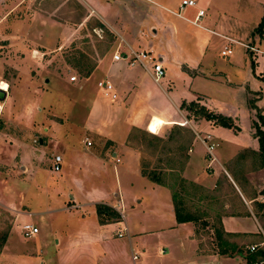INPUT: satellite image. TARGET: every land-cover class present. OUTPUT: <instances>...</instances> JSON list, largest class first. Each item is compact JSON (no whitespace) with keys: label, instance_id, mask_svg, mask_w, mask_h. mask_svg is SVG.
<instances>
[{"label":"rangeland","instance_id":"obj_1","mask_svg":"<svg viewBox=\"0 0 264 264\" xmlns=\"http://www.w3.org/2000/svg\"><path fill=\"white\" fill-rule=\"evenodd\" d=\"M168 1L165 7L178 12L180 0ZM226 1V4L224 2V5H220L221 8L210 9L206 18L200 21V25L210 29L212 34L186 25L193 39L212 40L209 57L218 67H223V72L230 77L229 82L236 85L239 83L238 79L232 76L234 73L235 76L241 74L240 71L237 74L236 65L242 67L246 57L251 68L255 56L242 46H232L228 42L236 60H230L231 55H221L226 57L222 58L220 54L224 48L223 42L216 35L252 45L251 37L256 36L251 34L253 26H258V12L263 11L264 5H258L257 0ZM89 14V9L77 0H0V83L4 81L8 84V89L5 90L6 98L0 101V169L4 165L9 167L7 171H1L6 181H20L19 189L24 197V205L33 209L34 213L44 212L45 217L44 224L39 227L38 217L27 220L32 221L27 224H33L37 232L33 237L26 238L21 231L25 222H17L16 227H13L12 216L0 204V245L5 236L9 238L2 255L6 241L0 249V264H88L83 259L71 262V258L63 260V263L61 258L64 254H69L67 237L81 224L76 218L78 211L68 209L70 197L74 196L76 202L81 199L89 201L77 194V184L73 182L76 180L74 177L77 176L78 164L76 157L67 151L71 149L69 147H82L81 140L85 135L82 126L88 102L97 93L99 79L94 77L83 84L82 75L78 72L80 68L86 70L92 65L88 52L96 50L99 54L113 46V36L100 18L91 17L82 23ZM155 48L158 47L155 45ZM260 73L262 72H257V75ZM71 77H74L75 81H71ZM174 81L170 88L165 83V77L160 82L170 97V90L175 85L178 94H184L191 89L201 92L198 93L201 96H209L213 104L224 100L221 94L213 93V85H223L217 80L213 83L200 78L193 83L185 78ZM234 92V89L229 88L224 93H227L226 98L229 99ZM118 96L121 98V95ZM257 96L251 93V104L252 99L256 100ZM251 104L248 103L249 113L237 109L233 114L232 129L217 126L213 122L206 123L201 118L195 120L192 113L184 110L186 119H178V123L153 117L147 126L149 132L156 134L143 129L132 131L129 137V144L136 149L134 153L129 154L136 156V161L141 162V172L154 174L169 188L168 194L175 197L178 207H181L179 211L185 214V210H188L196 218L193 235L196 246L205 259L216 255L213 264H245L242 256L251 246L250 243L257 245L264 240L261 232L263 221L259 219L257 222L259 227L261 226L260 229L256 226L253 229L249 222L243 223L246 230L249 227L253 231L257 230L255 233H226L220 235V240L217 238L222 228L218 213L223 211V214H230V210H246L237 195V190L245 194L246 179L252 188L254 185L251 183L255 182L264 186V174L245 166L244 160L249 157L250 152H242L241 148L238 154H243L242 159L235 154L238 146L252 149L257 145L253 122L257 121L259 110L250 106ZM260 105L262 107L263 103ZM189 120L193 121L188 123ZM38 134L44 138L42 145L39 143ZM198 136L205 139L206 146L215 145V148L213 155L208 151L207 154L204 153L206 163L202 161L200 167L197 164L195 169L198 173L189 177L185 173L184 165L189 154L187 148H192L193 144V156L202 149L197 140ZM207 136L209 138L206 140ZM56 154L64 155L63 167L65 157L69 161H66L69 166L64 173V168L58 174L50 171V161ZM231 154L236 155L233 158L235 162L228 161L227 156ZM214 156L222 167L216 163L213 167L210 165ZM253 159L259 163L256 155L252 156V162ZM23 167H26L24 173L21 170ZM94 170L91 169L92 172ZM64 175L66 176L63 177ZM92 176L94 175L85 180L92 181ZM106 178L107 186L115 189L114 192L129 195L138 193L144 200L148 199L152 207L155 205L151 196L152 188L139 183L136 178L123 179L120 184H116L112 169L110 178ZM10 186H15L17 190L16 182ZM85 188L87 192H91L97 186L95 183L86 184ZM205 196L212 197V207L206 210L208 213L203 208L206 204ZM225 204H229V211H225ZM253 209L256 214L255 206ZM157 211L159 213L161 209L158 208ZM156 215L145 212L143 217L146 221ZM153 224L155 225V222ZM116 240L126 243L128 238L125 235L122 238L117 237ZM223 241L234 243L239 252L228 250L229 253H222ZM128 256L130 258L129 254Z\"/></svg>","mask_w":264,"mask_h":264},{"label":"crops","instance_id":"obj_2","mask_svg":"<svg viewBox=\"0 0 264 264\" xmlns=\"http://www.w3.org/2000/svg\"><path fill=\"white\" fill-rule=\"evenodd\" d=\"M77 1L90 11L89 17L84 18L82 23L88 18L98 17L113 36V46L110 45L112 47L108 50L106 49V51L99 54L96 50L88 52V56L92 59V65L89 68V74L82 80L83 84L94 77L100 81L103 79L108 80L114 87L117 98L112 101L97 89L95 96L88 102L85 121L82 126L83 130H85L84 139L81 140L82 147H69L71 149H67V153L71 152L76 157L78 164L77 176L74 177L76 180L73 182L77 184V194L80 198H86L89 201L86 202L81 199L76 202L74 196L70 197L71 201L68 202V209L78 211L76 218L81 224L77 225L76 229L72 230L67 237L66 244L69 248V254H64L61 262L71 258V262L83 259L88 264H213V259H215L216 255L205 259L196 246V240L193 237L196 218L193 222L178 223L176 221L174 201L172 195L168 194L169 188L161 180L157 184L142 175L141 162L136 161V156L129 154L136 151L129 144V137L132 131L135 130L146 129L149 132L147 124L155 116L167 122L177 123L178 119H186L184 110L181 109L182 103L197 102L209 111L232 120L233 114L239 109L249 113L248 103H251L249 99L251 93H253L255 96L258 95L256 100L252 99L253 106L263 114L264 55H254L255 60L252 61L251 68L248 66L250 62L244 57L243 66L236 65L237 70L234 69L237 74L238 71L241 72L239 76H235L236 73L233 74L232 77L238 79L237 81L239 82L234 85L229 82L230 77L223 72V67H218L215 61L210 58L212 40L208 38L193 39L189 35L190 29H188L189 27L186 24L212 34L210 29L201 25H194L192 20L198 9L204 10V16L201 18L203 20L210 9L221 8L220 5H224V2L226 4V0H198L196 8L187 9L179 15H177L179 11H170L165 7V4L169 2L168 0ZM257 3L258 5H264L263 0H257ZM258 13V21H261L264 18V9ZM168 14L172 15V17ZM255 28L253 26L251 34H255ZM255 35L251 37L252 45H255L264 53V32L262 36ZM218 37L222 40L223 46L229 45L228 41L223 40L222 37L224 36L221 37L219 35ZM155 45L158 48H155ZM191 48H193L192 51ZM129 49L152 51L159 58L164 68L165 83L168 84L169 88L171 87L170 84L175 83L174 79L185 78L190 80L191 83L199 78L212 83L217 80L223 85H213V89H215L213 93L221 94L224 100H220L221 103L216 102L213 104L209 96H201V92L192 91L191 89H188L184 94H178L175 85L170 90L172 94L170 97L160 83L156 84L141 67H128L124 61L115 62L112 60L115 53L124 55ZM190 54H193V56H190ZM251 55L253 56V54ZM235 58L232 51L230 60H236ZM260 71L262 73L257 75V72L259 73ZM64 79L66 80L67 78L64 77ZM229 88L234 89L235 92L234 95H230L229 99H227V93L224 92H227ZM118 94L121 95V98ZM262 103L261 107L260 104ZM192 121L189 120L188 123ZM47 131L48 129L45 130V132ZM151 134L156 133L153 132ZM39 138V143L42 145L44 138H41L40 135ZM197 140L202 145V149L197 154L193 156L195 152L193 144L191 145L192 148H187V150L189 149V154H187L184 165H186L185 173L189 177L198 173L195 169L197 164L200 167L202 161L206 163L204 153L207 154V146L202 143L200 136H198ZM87 141L90 142L89 146L86 145ZM256 142V148L253 147L252 149L238 146L235 154L237 155L243 150L250 152L249 157L244 160L245 166H250L254 171L264 174V167L261 166V163L254 159L252 162V156L258 154L259 151L258 141L256 140ZM212 151L211 155H213ZM235 154L228 155V161L235 162L236 160H233L236 156ZM56 155L61 157L60 171L57 173L53 172V159L50 161V171L53 174H58L64 168V173L67 171L69 166L67 162L69 161L65 157V165L63 167L64 155ZM238 156L242 159L243 154H238ZM139 158L141 159V157ZM117 160L119 161L117 162ZM214 163L222 167L215 156L210 165L213 167ZM8 168L7 165H4L0 169V204L12 216L13 227H16L17 222L32 223L31 220H29L30 222L27 220L35 217H38V227L43 225L45 222L44 212L34 213L33 209L24 205V197L19 189L20 181H6L5 175L1 171H7ZM91 169H95L94 172ZM111 169L114 173L116 184H120L123 179L133 177L139 183L152 188L151 196L155 205L152 207L150 201L148 199L144 200L138 193L130 195L128 193L120 194L119 192H114L115 189L109 188L106 177L110 178ZM21 170L24 173L26 167L21 168ZM89 174L94 175L92 176V181L85 180L90 178L91 175L89 176ZM15 182L18 185L17 190L15 186H10V184L14 185ZM94 183L97 188L87 192L86 184ZM100 184L103 185L100 186ZM251 184L254 185L253 188L246 179V196L243 194L244 192L237 190V195L246 210L229 211L227 210L229 209V204H225L226 210H224L229 211L230 214H223V211L218 213V217L220 216V227L225 233L246 232L250 234L257 231L251 230L250 227L246 230L243 225L244 222H249L253 229H255V226L260 229L261 226L259 227L258 225L253 208L256 203H264V186L256 182ZM204 199L206 204H204L203 208L208 211L212 207V197L208 198L205 196ZM18 200L21 202L19 201V203ZM100 204L109 206L120 213L121 224H118V222L105 225L99 224L95 206ZM157 207L161 209L159 213ZM185 211L190 213L188 210ZM145 212L157 215L145 221L143 217ZM242 216L246 217L243 218ZM153 222H155V225ZM123 227L126 228V233L123 237L126 235V238H128L126 243L116 240L118 230ZM8 239H6V243L2 248L1 255ZM250 244L253 245L255 243L251 242ZM134 255L137 256L136 260L132 258ZM152 256L155 259L154 262ZM71 264H76V262Z\"/></svg>","mask_w":264,"mask_h":264},{"label":"built area","instance_id":"obj_3","mask_svg":"<svg viewBox=\"0 0 264 264\" xmlns=\"http://www.w3.org/2000/svg\"><path fill=\"white\" fill-rule=\"evenodd\" d=\"M197 2L198 0H180L179 13H177V15H179L181 12L186 11L187 9L196 8ZM203 16H204V10L198 9L194 19L192 20V23L196 26H200L199 21ZM222 38L223 40L228 41L232 45L237 44L242 46L247 52L253 55H264L262 51H260L257 47L253 45L240 43L228 37H222ZM231 54H232V49L229 47V45L224 46L223 50L221 51V55L229 56ZM112 60L115 62L124 61L128 65V67H136V66L141 67L148 73V75L156 84H159L160 81L165 77L164 68L161 62L159 61V58L156 57L152 51H143V50L135 51L129 49V51L124 55L120 53H115L112 57ZM71 81H75V78L71 77ZM97 87L100 91L103 92V95L109 97L110 100L114 101L117 98V95L114 92V87L108 80H101L97 82ZM208 138L209 136L206 137V140ZM204 140L205 139H201L202 143L205 144ZM87 145H90V142L87 141ZM213 148L214 145L207 146V151L209 154H211ZM118 161L119 160H117V162ZM60 165H61V157L57 155L54 156L53 164H52V170L54 173L60 171ZM120 221H118V224H121ZM21 231L24 237L26 238L33 237L37 232L33 224H24L21 227ZM261 232L262 235L264 236L263 231ZM125 233H126V228L125 227L120 228V230H118L117 237L121 238L124 236ZM248 256H252V259H248ZM132 258L133 260H136L137 256L134 255ZM242 259H244L245 264H264V240L260 244L257 245L254 244L248 247L246 253L242 256Z\"/></svg>","mask_w":264,"mask_h":264},{"label":"trees","instance_id":"obj_4","mask_svg":"<svg viewBox=\"0 0 264 264\" xmlns=\"http://www.w3.org/2000/svg\"><path fill=\"white\" fill-rule=\"evenodd\" d=\"M263 32H264V18L261 19L258 26L254 29V33L259 35V36H262ZM79 71L80 72H78V73L80 75H82V78H84L90 72L89 68L86 70L80 68ZM250 106H253V104H251ZM181 109L188 111L189 113H192V116L194 117L195 120H197L198 118L199 119L201 118V119H204L206 122H213L215 125L223 127V128H227V129H232L234 127L233 121L230 118H226L224 116L215 114L197 102H190L188 104L182 103ZM256 118H257V121L253 122V127L255 129V135H256V138H257V141L259 144V151H258V154H256V156H257L259 162L261 163V166L264 167V115H262L261 112L259 111L256 115ZM142 175L144 177L149 176L148 179H150L152 182H155L157 184L160 183V180L154 174L149 175V174H146L145 172H142ZM172 198L174 201V210H175L176 221L178 223L195 221V217L192 215V213H185V214L183 213L182 214L179 211V208H181L180 205L178 207L175 197H172ZM95 208H96V215H97L99 224L105 225L108 223H114V222L120 221V214L116 210L112 209L111 207L100 204V205H96ZM182 209H184V208H182ZM255 210H256L255 217L257 219L263 221V231H264V203H256ZM219 232H218L217 238L220 240L221 239L220 235H223L226 233L223 231L222 228L219 230ZM6 239H7V237L5 236L3 238L2 244L0 245V249L2 248ZM222 244L224 246L222 253L223 252L229 253L230 251H232V252L238 251L239 252L238 247L234 243H231V242L229 243L228 241H225V242L223 241ZM228 250H229V252H228ZM262 254H263V252H262ZM248 259H252V256H248Z\"/></svg>","mask_w":264,"mask_h":264},{"label":"water","instance_id":"obj_5","mask_svg":"<svg viewBox=\"0 0 264 264\" xmlns=\"http://www.w3.org/2000/svg\"><path fill=\"white\" fill-rule=\"evenodd\" d=\"M6 91L3 89H0V101H4L6 98Z\"/></svg>","mask_w":264,"mask_h":264},{"label":"bare ground","instance_id":"obj_6","mask_svg":"<svg viewBox=\"0 0 264 264\" xmlns=\"http://www.w3.org/2000/svg\"><path fill=\"white\" fill-rule=\"evenodd\" d=\"M0 89L7 90L8 89V84L6 82H4V81L1 82L0 83Z\"/></svg>","mask_w":264,"mask_h":264}]
</instances>
